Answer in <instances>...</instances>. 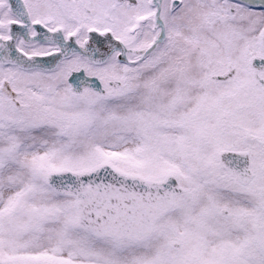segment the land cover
Returning <instances> with one entry per match:
<instances>
[{
  "label": "snow or ice",
  "instance_id": "1",
  "mask_svg": "<svg viewBox=\"0 0 264 264\" xmlns=\"http://www.w3.org/2000/svg\"><path fill=\"white\" fill-rule=\"evenodd\" d=\"M0 264H264V0H0Z\"/></svg>",
  "mask_w": 264,
  "mask_h": 264
}]
</instances>
